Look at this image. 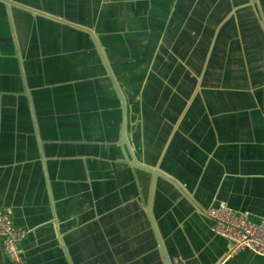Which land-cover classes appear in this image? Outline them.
Listing matches in <instances>:
<instances>
[{
  "label": "crops",
  "instance_id": "crops-1",
  "mask_svg": "<svg viewBox=\"0 0 264 264\" xmlns=\"http://www.w3.org/2000/svg\"><path fill=\"white\" fill-rule=\"evenodd\" d=\"M12 2L0 210L27 230L24 264H162L122 127L174 179L156 177L150 205L171 264H264L226 255L204 214L223 200L264 218V0Z\"/></svg>",
  "mask_w": 264,
  "mask_h": 264
},
{
  "label": "built area",
  "instance_id": "built-area-1",
  "mask_svg": "<svg viewBox=\"0 0 264 264\" xmlns=\"http://www.w3.org/2000/svg\"><path fill=\"white\" fill-rule=\"evenodd\" d=\"M204 214L209 219L211 231L229 241L226 255L242 248L264 254V218L234 208L223 200L210 202ZM26 232L25 228L13 223L8 209L0 210V242L13 264H24L20 242Z\"/></svg>",
  "mask_w": 264,
  "mask_h": 264
},
{
  "label": "water",
  "instance_id": "water-1",
  "mask_svg": "<svg viewBox=\"0 0 264 264\" xmlns=\"http://www.w3.org/2000/svg\"><path fill=\"white\" fill-rule=\"evenodd\" d=\"M3 1L8 2V3L12 2V0H3ZM13 4H16V3H13ZM17 5H20V4H17ZM38 11H40V10H38ZM40 12L46 13L44 11H40ZM124 137H125V139H124ZM126 138H127V141H126ZM120 139H121V142L125 145V148L127 149V152L129 155V158H128L129 166L133 169L137 168V169H139V171H141V172H139L140 177H138V179L137 178H135V179H136V183H138L137 189L140 190V192L136 196V199L142 205L145 203L144 202L145 201L144 200L145 195L148 196V192H149V198H148L147 204L145 206H146V214L149 218L150 225L152 227V230H153V233L155 236V241L157 244L156 249H155L157 252V258L161 257L162 264H171L169 256L165 250L160 232L157 228L154 216L151 213L150 205H151V193H152V190L154 187L156 177L160 176L162 178H166L167 180H171L173 182H174V179L171 178V176H169L168 174H166V172L164 170H162L159 166H157L158 164H156V165L145 164V163H143V162H141L135 158L134 153L130 149L131 141H130V137H129V132H127V131L124 132L123 127H122L121 132H120ZM124 156L126 157L125 154H124ZM144 174L146 175V177ZM145 183H148V186H146ZM13 223L15 225H17L15 222H13Z\"/></svg>",
  "mask_w": 264,
  "mask_h": 264
},
{
  "label": "rangeland",
  "instance_id": "rangeland-1",
  "mask_svg": "<svg viewBox=\"0 0 264 264\" xmlns=\"http://www.w3.org/2000/svg\"><path fill=\"white\" fill-rule=\"evenodd\" d=\"M226 240V239H225ZM226 243H228V245H229V241L228 240H226Z\"/></svg>",
  "mask_w": 264,
  "mask_h": 264
}]
</instances>
